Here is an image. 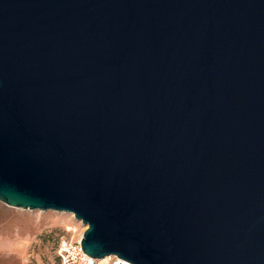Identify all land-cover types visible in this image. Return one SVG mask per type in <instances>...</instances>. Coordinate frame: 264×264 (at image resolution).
Masks as SVG:
<instances>
[{"label":"water","instance_id":"95a60500","mask_svg":"<svg viewBox=\"0 0 264 264\" xmlns=\"http://www.w3.org/2000/svg\"><path fill=\"white\" fill-rule=\"evenodd\" d=\"M0 202L98 260L264 264V0H0Z\"/></svg>","mask_w":264,"mask_h":264},{"label":"rangeland","instance_id":"374dc122","mask_svg":"<svg viewBox=\"0 0 264 264\" xmlns=\"http://www.w3.org/2000/svg\"><path fill=\"white\" fill-rule=\"evenodd\" d=\"M85 230L69 213L23 210L0 202V264H60V240L76 241ZM103 260L105 264L116 261L114 257Z\"/></svg>","mask_w":264,"mask_h":264},{"label":"built area","instance_id":"2783aa9c","mask_svg":"<svg viewBox=\"0 0 264 264\" xmlns=\"http://www.w3.org/2000/svg\"><path fill=\"white\" fill-rule=\"evenodd\" d=\"M81 239V238H80ZM76 241L62 238L57 247V255L60 264H105L104 260H98L88 256L82 249L81 240ZM112 264H117L118 259Z\"/></svg>","mask_w":264,"mask_h":264},{"label":"trees","instance_id":"16d2710c","mask_svg":"<svg viewBox=\"0 0 264 264\" xmlns=\"http://www.w3.org/2000/svg\"><path fill=\"white\" fill-rule=\"evenodd\" d=\"M58 256V255H57ZM58 259H59V257H58ZM59 262H60V260H59Z\"/></svg>","mask_w":264,"mask_h":264}]
</instances>
